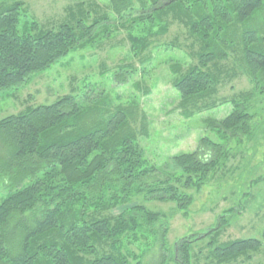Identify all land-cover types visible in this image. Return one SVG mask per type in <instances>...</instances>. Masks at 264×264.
<instances>
[{
    "label": "trees",
    "instance_id": "1",
    "mask_svg": "<svg viewBox=\"0 0 264 264\" xmlns=\"http://www.w3.org/2000/svg\"><path fill=\"white\" fill-rule=\"evenodd\" d=\"M134 1L139 2L138 9ZM110 3L116 16L122 20L128 16L131 25L140 28L139 36L129 33L134 56L145 52L153 37L167 33L168 23L163 21L169 15L198 41L196 65L170 68L184 118L201 113V104L216 94L221 72L210 66L237 52L255 93L232 102L231 112L222 120H205L221 143L202 138L199 150L170 157L162 168L151 164L140 146L139 139L147 134L133 126L136 106H112L107 97L84 99L82 105L83 95L72 89L51 104L1 119L0 180L5 196L0 201V264H196L202 253H195L193 245L206 238L210 239L203 246L206 264L250 261L261 247L259 240L218 242L226 215L206 232L180 238L171 249L166 229L155 232L161 252L153 263L144 261L148 250L135 255L128 246L139 243L141 219L152 226L165 221L161 212L131 206L136 197L172 203L187 217L193 197L184 191H198L221 170L229 140L241 142L251 135L252 115L246 104L257 94L264 95V0ZM0 4V92L17 88L91 43L100 24V20L91 25L78 21L44 31L31 21L19 32L26 16L23 2ZM135 71L130 65L120 67L114 79L125 85ZM122 207V212L113 214Z\"/></svg>",
    "mask_w": 264,
    "mask_h": 264
},
{
    "label": "rangeland",
    "instance_id": "2",
    "mask_svg": "<svg viewBox=\"0 0 264 264\" xmlns=\"http://www.w3.org/2000/svg\"><path fill=\"white\" fill-rule=\"evenodd\" d=\"M20 1L24 4L26 16L20 20L19 32L29 28L31 21L44 31L78 21L91 25L100 20V24L91 35V43L75 49L45 71L30 76L17 88L0 92V120L28 107L51 104L72 89L83 95L82 105L84 99L94 102L95 96L107 97L112 106H136L133 126L139 130L143 128L147 134L139 139L140 146L150 163L162 168L170 157L199 150L202 138L221 143L216 133L206 127L205 120H222L231 112L232 102L243 99L242 95L246 93H255L237 52L228 60L210 66L213 72L216 69L221 72L217 92L201 104V113L186 119L178 107L179 98L172 87L170 68L175 64L183 69L196 65L200 45L183 24L173 21L169 15L163 21L168 23L167 33L153 37L150 47L134 56L130 50L129 33L139 36L140 28L131 25L128 16L123 20L116 16L110 0ZM138 4L134 1V8L138 9ZM129 65L136 71L127 84L119 85L114 79L115 73L120 67ZM246 106V111L252 115L251 135L241 142L229 140V152L221 170L198 191H184L193 197L187 217L177 213L172 203L136 197L131 206L138 204L147 211L161 212L165 221L160 220L152 226L141 219L137 233L139 243L128 246L132 254L148 250L149 255L144 261L156 262L161 251L153 235L155 232L166 229V241L171 249L180 238L204 233L216 225L219 216L226 215V227L221 230L218 242L237 239L261 242L250 261L241 258L229 264H264V95L257 94ZM3 192L0 180V201L5 196ZM124 209L117 208L113 214ZM209 240L206 238L193 245L197 246L195 253L198 250L202 253L196 264H206L207 253L203 246Z\"/></svg>",
    "mask_w": 264,
    "mask_h": 264
}]
</instances>
